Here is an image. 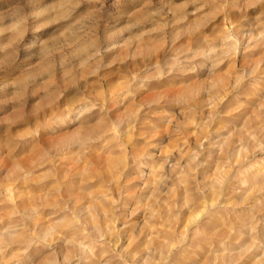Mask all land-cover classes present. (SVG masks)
I'll use <instances>...</instances> for the list:
<instances>
[{"label": "rangeland", "instance_id": "obj_1", "mask_svg": "<svg viewBox=\"0 0 264 264\" xmlns=\"http://www.w3.org/2000/svg\"><path fill=\"white\" fill-rule=\"evenodd\" d=\"M0 264H264V0H0Z\"/></svg>", "mask_w": 264, "mask_h": 264}]
</instances>
